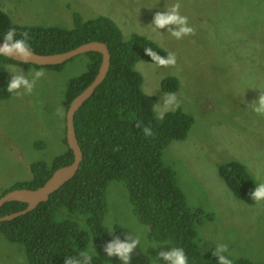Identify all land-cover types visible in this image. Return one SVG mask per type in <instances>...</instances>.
<instances>
[{"label": "rangeland", "instance_id": "obj_1", "mask_svg": "<svg viewBox=\"0 0 264 264\" xmlns=\"http://www.w3.org/2000/svg\"><path fill=\"white\" fill-rule=\"evenodd\" d=\"M0 9L17 24L67 29L73 14L103 15L124 38L135 33L164 48L165 64L139 60L134 68L142 75V90L157 97L158 117L176 107L192 116L185 139L169 141L162 161L173 170L186 207L198 211V247L264 261V0H0ZM87 61L83 53L58 68L5 67L0 59L14 86L12 95L0 97V195L30 179L32 164L50 166L66 149L65 89ZM167 75L178 80L171 93L160 90ZM228 159L238 160L253 177L255 203L236 198L218 175ZM103 203L102 225L125 230L148 264H178L163 242L148 238V226L121 181L108 182ZM66 215L62 209L61 218ZM72 219L86 227L81 214ZM86 253H95L93 244ZM0 264H28L23 246L1 231Z\"/></svg>", "mask_w": 264, "mask_h": 264}, {"label": "trees", "instance_id": "obj_2", "mask_svg": "<svg viewBox=\"0 0 264 264\" xmlns=\"http://www.w3.org/2000/svg\"><path fill=\"white\" fill-rule=\"evenodd\" d=\"M0 40L23 45L38 54L57 53L95 40L104 42L109 52L105 77L73 115L82 153L75 174L31 210L0 221L5 238L23 246L28 264H148L136 240L125 230L118 226L106 228L101 223L104 192L111 180L125 185L138 219L148 226V238L163 242L178 264H264L229 255L215 247L206 251L198 247L194 229L198 211L186 207L173 170L162 161L163 149L169 141L185 139L192 116L176 107L158 117L154 112L157 97L142 90V75L134 68L139 60L165 64L169 55L164 48L139 34L124 38L117 24L103 15L82 19L73 14V26L67 29L17 24L1 9ZM83 54L88 58L87 67L68 83L65 110L93 80L100 64L99 52ZM0 59L7 61L5 67V63L30 64L1 54ZM63 63L46 66L58 68ZM6 78V71L0 66V97H9L14 91L13 83ZM159 85L162 92L171 93L178 88V80L167 75ZM63 140L66 144L65 136ZM72 161V151L66 144L50 166L43 162L32 164V177L7 190L34 189L56 168ZM217 171L239 200L253 204L259 199L253 177L238 160L224 161ZM26 205L20 201L5 202L0 207V216L21 211ZM62 209L67 214L63 218ZM75 213L84 217L85 228L74 222ZM90 244L95 253L87 254Z\"/></svg>", "mask_w": 264, "mask_h": 264}, {"label": "water", "instance_id": "obj_3", "mask_svg": "<svg viewBox=\"0 0 264 264\" xmlns=\"http://www.w3.org/2000/svg\"><path fill=\"white\" fill-rule=\"evenodd\" d=\"M88 51H96L101 55L97 73L93 80L70 101L65 111V139L67 146L72 151L73 161L56 168L42 185L34 189L24 187L14 188L7 190L0 195V207L3 203L8 201H20L27 204L21 211L0 216V221L8 220L31 210L39 202L45 201L52 191L75 174L81 161L82 153L74 132L73 115L82 102L90 96L93 89L102 81L109 67V52L106 44L101 41H88L81 43L74 48L57 53L38 54L23 45L12 44L0 40L1 55L14 61L39 66L61 64L78 54L86 53Z\"/></svg>", "mask_w": 264, "mask_h": 264}]
</instances>
